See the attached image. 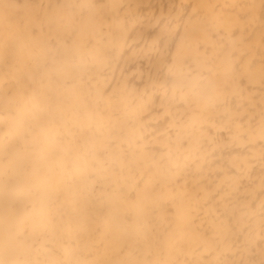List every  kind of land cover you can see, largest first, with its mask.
Masks as SVG:
<instances>
[{
  "label": "bare ground",
  "instance_id": "bare-ground-1",
  "mask_svg": "<svg viewBox=\"0 0 264 264\" xmlns=\"http://www.w3.org/2000/svg\"><path fill=\"white\" fill-rule=\"evenodd\" d=\"M0 264H264V0H0Z\"/></svg>",
  "mask_w": 264,
  "mask_h": 264
}]
</instances>
